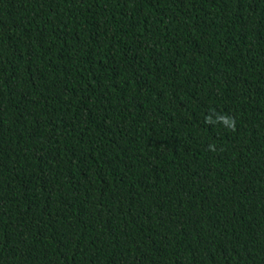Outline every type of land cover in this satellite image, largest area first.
I'll list each match as a JSON object with an SVG mask.
<instances>
[{
    "label": "trees",
    "instance_id": "trees-1",
    "mask_svg": "<svg viewBox=\"0 0 264 264\" xmlns=\"http://www.w3.org/2000/svg\"><path fill=\"white\" fill-rule=\"evenodd\" d=\"M0 264H264V0H0Z\"/></svg>",
    "mask_w": 264,
    "mask_h": 264
},
{
    "label": "clouds",
    "instance_id": "clouds-1",
    "mask_svg": "<svg viewBox=\"0 0 264 264\" xmlns=\"http://www.w3.org/2000/svg\"><path fill=\"white\" fill-rule=\"evenodd\" d=\"M218 121L222 122L223 124H225L226 126L232 128L234 130L235 128V121L229 117H225V116H220L218 117ZM209 148L213 151H215V147L213 145H209Z\"/></svg>",
    "mask_w": 264,
    "mask_h": 264
}]
</instances>
